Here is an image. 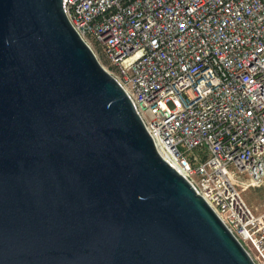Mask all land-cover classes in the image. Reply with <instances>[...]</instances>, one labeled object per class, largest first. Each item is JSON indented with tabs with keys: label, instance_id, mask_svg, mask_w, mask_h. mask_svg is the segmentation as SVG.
Masks as SVG:
<instances>
[{
	"label": "water",
	"instance_id": "95a60500",
	"mask_svg": "<svg viewBox=\"0 0 264 264\" xmlns=\"http://www.w3.org/2000/svg\"><path fill=\"white\" fill-rule=\"evenodd\" d=\"M0 264H254L62 0H0Z\"/></svg>",
	"mask_w": 264,
	"mask_h": 264
},
{
	"label": "built area",
	"instance_id": "2783aa9c",
	"mask_svg": "<svg viewBox=\"0 0 264 264\" xmlns=\"http://www.w3.org/2000/svg\"><path fill=\"white\" fill-rule=\"evenodd\" d=\"M62 4L91 51H103L109 65H100L159 156L264 264V209L241 196L264 186V0Z\"/></svg>",
	"mask_w": 264,
	"mask_h": 264
},
{
	"label": "rangeland",
	"instance_id": "374dc122",
	"mask_svg": "<svg viewBox=\"0 0 264 264\" xmlns=\"http://www.w3.org/2000/svg\"><path fill=\"white\" fill-rule=\"evenodd\" d=\"M93 51L98 57V60L101 65L108 68L109 62L106 59L103 51L95 46L93 47ZM241 196L243 197L244 201L247 205L254 211V212H261L264 209V186L259 189H246L241 191Z\"/></svg>",
	"mask_w": 264,
	"mask_h": 264
}]
</instances>
